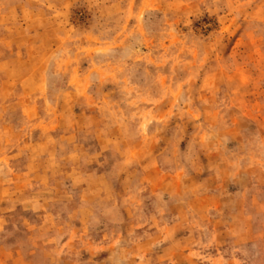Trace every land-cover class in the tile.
Returning <instances> with one entry per match:
<instances>
[{"label":"rangeland","instance_id":"1","mask_svg":"<svg viewBox=\"0 0 264 264\" xmlns=\"http://www.w3.org/2000/svg\"><path fill=\"white\" fill-rule=\"evenodd\" d=\"M0 264H264V0H0Z\"/></svg>","mask_w":264,"mask_h":264}]
</instances>
